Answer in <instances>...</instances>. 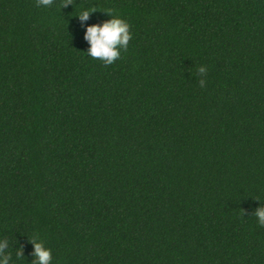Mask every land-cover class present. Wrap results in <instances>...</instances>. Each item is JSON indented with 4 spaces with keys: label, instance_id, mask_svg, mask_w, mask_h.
<instances>
[{
    "label": "trees",
    "instance_id": "16d2710c",
    "mask_svg": "<svg viewBox=\"0 0 264 264\" xmlns=\"http://www.w3.org/2000/svg\"><path fill=\"white\" fill-rule=\"evenodd\" d=\"M82 9L128 22L111 64L85 53ZM259 203L264 0H0L11 264L34 234L50 264H264Z\"/></svg>",
    "mask_w": 264,
    "mask_h": 264
},
{
    "label": "clouds",
    "instance_id": "9594fccd",
    "mask_svg": "<svg viewBox=\"0 0 264 264\" xmlns=\"http://www.w3.org/2000/svg\"><path fill=\"white\" fill-rule=\"evenodd\" d=\"M38 6L47 7L52 0H37ZM67 4V3H66ZM91 9H82L76 15L83 28V39L87 41L88 47L85 50L87 56L99 60L104 65L111 64L119 58L121 51L125 50L132 33L129 31L128 22L120 15L114 14L111 9L105 11L109 14V18L85 24L88 20ZM206 67L200 65L196 68L199 74V85L202 87L205 83L204 75ZM260 201L259 199H255ZM256 217L257 224L264 226V203H259L252 211ZM32 245L30 252L31 264H50L52 256L51 249L43 243L38 234L27 237ZM10 245L7 238L0 237V264H11L12 251L9 250ZM15 257L25 259L22 246L15 247Z\"/></svg>",
    "mask_w": 264,
    "mask_h": 264
}]
</instances>
